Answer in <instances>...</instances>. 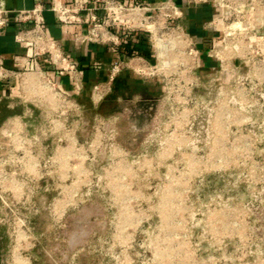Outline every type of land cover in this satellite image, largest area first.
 <instances>
[{
    "label": "rangeland",
    "instance_id": "374dc122",
    "mask_svg": "<svg viewBox=\"0 0 264 264\" xmlns=\"http://www.w3.org/2000/svg\"><path fill=\"white\" fill-rule=\"evenodd\" d=\"M163 77L150 90L115 82L96 104L83 95L82 157L71 140L61 155L75 187L53 175L19 190L25 174L2 175L0 264H264V90L247 70L196 74L181 59ZM48 116L0 102V124ZM114 144L127 155L112 157Z\"/></svg>",
    "mask_w": 264,
    "mask_h": 264
},
{
    "label": "built area",
    "instance_id": "2783aa9c",
    "mask_svg": "<svg viewBox=\"0 0 264 264\" xmlns=\"http://www.w3.org/2000/svg\"><path fill=\"white\" fill-rule=\"evenodd\" d=\"M53 11L65 28L82 26L85 21L84 12L89 13L90 20L94 25L86 34L76 36L79 44L98 43L114 47L122 46V37L113 29L120 28L126 32H142L148 37L151 47L152 59L145 55L130 54L128 59L118 56L107 66L106 77L93 84L90 98L96 104L113 93L114 83L123 74L134 75L144 84L154 82L162 85L163 76L174 72L181 59L182 65H188L194 73L204 72L200 58L201 54L196 39L187 33L179 24L183 17V10L179 0H167L166 5L159 6L153 1L146 0H72L73 6H68L69 0H54ZM193 3H201L206 0H190ZM215 7L223 9L221 18H213L204 24L205 29H211L220 33L218 44L220 48H212L208 56L219 63L217 71L241 74L246 70L249 76L258 84L256 89L264 90V21L260 20L258 13L264 10V0H218ZM44 8L41 4L31 11H18L14 16L5 10L0 0V31L6 29L12 18L19 22H35V28L23 30L17 36V40L28 43L33 52L32 56L26 57L21 71L15 73L5 68L0 58V80L5 81L18 75L21 79L24 92L33 96L32 100L26 95V109L46 108L49 116L47 121H18L13 119L0 124L1 138H9V155L6 159L0 157V179L8 174H25L26 181L22 184L21 179L14 176V184L17 189L33 188L38 180H45L56 175L57 189L73 188L72 182L68 185L64 179L65 165L63 154L65 141H72V149L76 160H80L83 150L80 148L77 132L80 126L81 101L84 93L83 73L77 63L71 61L60 49L58 43L48 38L43 30ZM105 12L106 20L98 24V12ZM165 31L167 34L160 35ZM158 40L166 45V60L169 65L166 69L161 68V59L156 47ZM50 55V62L55 67L61 78H69L74 89V94L67 92L61 83L54 81L47 75L42 67L40 56ZM240 61V62H237ZM101 65H97L100 68ZM227 67V69H226ZM36 74V75H34ZM20 102L11 98H0V102ZM20 100V99H19ZM40 106V107H39ZM32 116V113H30ZM40 124V134L34 132V127ZM96 141L89 146L91 150H98L103 146V134L98 131ZM53 139L55 155L49 156L48 142ZM0 142V150L5 147ZM44 153L37 154V150ZM84 154V153H83ZM125 154L124 151L113 145L112 157ZM62 155V156H61ZM40 158V160H39ZM79 167L73 169L77 172ZM41 177H37L38 175ZM6 178V177H5ZM53 178V177H52ZM69 179V177H68ZM77 200L76 194L70 196L69 203ZM60 201L59 199L56 202ZM76 203V202H75ZM65 213V212H64ZM62 213L59 217H63Z\"/></svg>",
    "mask_w": 264,
    "mask_h": 264
},
{
    "label": "crops",
    "instance_id": "0c3cea01",
    "mask_svg": "<svg viewBox=\"0 0 264 264\" xmlns=\"http://www.w3.org/2000/svg\"><path fill=\"white\" fill-rule=\"evenodd\" d=\"M147 2L155 3L159 6L166 5L167 0H146ZM218 0H206L201 3H193L190 0H179L180 6L183 10V17L179 20L182 28L194 36L199 48L201 58L200 63L207 73L217 71L219 63L208 56L209 51L216 47L220 48L218 38L220 33L211 29H205L204 24L210 22L213 18H221L223 9L214 6ZM41 4L44 8L43 30L45 35L55 40L62 52L69 57V59L77 63L79 70L83 73L82 80L84 85L83 95L88 97L91 94V89L94 83L103 80L107 75V66H109L118 56L123 59H128L130 54L145 55L152 59L151 47L148 43V37L142 32L130 33L120 28H114L113 31L122 37V46L117 48L110 45H103L98 43L79 44L76 41V36L84 33L94 25L89 18V13L82 14L85 23L82 26H74L65 28L57 18L56 13L52 10L55 6L54 0H2V5L5 10L12 13L18 11H31L37 5ZM68 6H73V1L67 2ZM98 24H102L107 15L105 12H98ZM260 20L264 21V10L258 13ZM35 28V22H19L16 18H12L10 25L0 31V58L3 61L5 68L15 73L21 71L24 62L33 52L28 43H22L17 40L20 31L31 30ZM153 60V59H152ZM42 67L54 81L62 84L63 88L73 94L74 89L69 78H61L55 67L50 62L49 54H42L40 56ZM240 62V61H237ZM97 65H101L100 68ZM123 81L130 88H142L150 90L157 87L154 82L144 84L134 75L123 73L116 82ZM115 87V86H114ZM114 91V90H113ZM26 95L32 100L33 96L24 92L21 79L16 76L11 77L5 81L0 80V98H11L20 102H28ZM20 99V100H19ZM83 100V96L79 98ZM2 118L0 117V121ZM4 121V120H3Z\"/></svg>",
    "mask_w": 264,
    "mask_h": 264
},
{
    "label": "bare ground",
    "instance_id": "6f19581e",
    "mask_svg": "<svg viewBox=\"0 0 264 264\" xmlns=\"http://www.w3.org/2000/svg\"><path fill=\"white\" fill-rule=\"evenodd\" d=\"M156 47H157V50H158V53H159V56H160V59H161V66H162L161 68L166 69L168 67V65H169V61H167L166 58H165L166 57V48L167 47L160 40H158V42L156 43ZM34 75H36V74H34ZM112 189L115 190L114 187H112Z\"/></svg>",
    "mask_w": 264,
    "mask_h": 264
},
{
    "label": "flooded vegetation",
    "instance_id": "af4514ba",
    "mask_svg": "<svg viewBox=\"0 0 264 264\" xmlns=\"http://www.w3.org/2000/svg\"><path fill=\"white\" fill-rule=\"evenodd\" d=\"M119 187H121V188H122V187H126V185H120Z\"/></svg>",
    "mask_w": 264,
    "mask_h": 264
},
{
    "label": "trees",
    "instance_id": "16d2710c",
    "mask_svg": "<svg viewBox=\"0 0 264 264\" xmlns=\"http://www.w3.org/2000/svg\"><path fill=\"white\" fill-rule=\"evenodd\" d=\"M124 84H125V82H123ZM126 85V84H125ZM126 86H128V85H126Z\"/></svg>",
    "mask_w": 264,
    "mask_h": 264
}]
</instances>
